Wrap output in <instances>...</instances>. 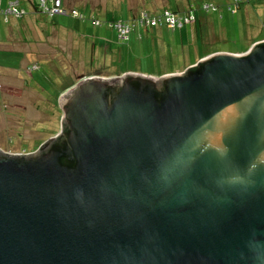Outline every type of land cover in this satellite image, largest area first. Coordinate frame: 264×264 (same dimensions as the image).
I'll use <instances>...</instances> for the list:
<instances>
[{"label":"water","instance_id":"95a60500","mask_svg":"<svg viewBox=\"0 0 264 264\" xmlns=\"http://www.w3.org/2000/svg\"><path fill=\"white\" fill-rule=\"evenodd\" d=\"M195 65L84 79L60 146L0 150V264H264V41Z\"/></svg>","mask_w":264,"mask_h":264},{"label":"rangeland","instance_id":"374dc122","mask_svg":"<svg viewBox=\"0 0 264 264\" xmlns=\"http://www.w3.org/2000/svg\"><path fill=\"white\" fill-rule=\"evenodd\" d=\"M16 1L23 17H0V150L7 154L33 153L57 137L59 99L84 79H159L204 55H243L264 38V0H60L66 15L44 13L39 0ZM179 2L207 18L199 40L189 30L195 21L155 27L165 34L134 29L125 40L110 27L140 12L182 15Z\"/></svg>","mask_w":264,"mask_h":264},{"label":"built area","instance_id":"2783aa9c","mask_svg":"<svg viewBox=\"0 0 264 264\" xmlns=\"http://www.w3.org/2000/svg\"><path fill=\"white\" fill-rule=\"evenodd\" d=\"M239 4V0H236ZM6 8H1L0 2V17L4 20L8 17L22 18L24 10L18 7L19 3L16 0H7ZM39 7L44 13H52L56 15H66V10L62 8L60 0H52V2H46V0H39ZM205 11H208V6H205ZM233 12V8H232ZM72 16L76 17V12H72ZM194 16L190 13L184 12L182 15L178 13H172L164 11L162 15L155 16L146 12H140L133 15L128 20L116 21L110 24V27L116 32L119 40H125L127 36L132 33L134 29H151L156 26L164 25L169 29H180L185 23L193 22Z\"/></svg>","mask_w":264,"mask_h":264},{"label":"crops","instance_id":"0c3cea01","mask_svg":"<svg viewBox=\"0 0 264 264\" xmlns=\"http://www.w3.org/2000/svg\"><path fill=\"white\" fill-rule=\"evenodd\" d=\"M0 2H1V0H0ZM179 4H181V2H179L178 5ZM178 8L180 9L179 11L184 10V9L186 10V7H183L181 5H179ZM195 16H196L195 17V22L193 24H191L192 26H191V28L189 30H191L192 35L195 36V38L197 40H199V37L198 36H199L200 30H201V28H202V26H203V24L205 22L204 20L207 19V18L203 17L201 14L195 15ZM139 29H141V28H137L136 30H139ZM158 29H160V30H158ZM158 29L151 28V29H145V30L148 31V32L150 31L151 33H154V34H156L158 31H160L159 33H161V34L169 33L168 32L169 30L167 28H165V27L158 28ZM189 30H187L186 33L189 34ZM205 56H208V55H204L202 57H198L196 61L192 62L191 64H189L187 66H185L182 70H179V71H171V72L165 73L163 76L171 75V74H180L183 71H185L188 67L196 64L199 60L203 59Z\"/></svg>","mask_w":264,"mask_h":264},{"label":"flooded vegetation","instance_id":"af4514ba","mask_svg":"<svg viewBox=\"0 0 264 264\" xmlns=\"http://www.w3.org/2000/svg\"><path fill=\"white\" fill-rule=\"evenodd\" d=\"M98 78H100V77H98ZM100 79H103V78H100ZM60 114H61V117H62L63 116V113H62L61 109H60ZM67 128H68L67 123L64 122L63 128H61V130L59 131L60 136H57L55 139L50 140V142H48L47 144H43L42 145L44 147L43 153H46V151L47 150H50L53 146H55V147L60 146L64 142V140L66 139V137H64L63 135L67 131Z\"/></svg>","mask_w":264,"mask_h":264},{"label":"trees","instance_id":"16d2710c","mask_svg":"<svg viewBox=\"0 0 264 264\" xmlns=\"http://www.w3.org/2000/svg\"><path fill=\"white\" fill-rule=\"evenodd\" d=\"M2 4V3H1ZM240 4V3H239ZM185 12H186V10H185ZM193 16H194V21H195V14L193 13ZM264 41V38H262V39H260L258 42H259V44H262V42ZM197 68V66L195 65V66H193V67H190V68H188V69H186V71H193V70H195Z\"/></svg>","mask_w":264,"mask_h":264}]
</instances>
